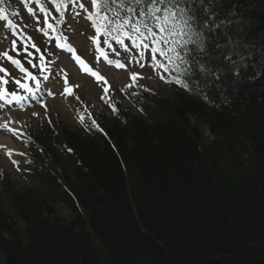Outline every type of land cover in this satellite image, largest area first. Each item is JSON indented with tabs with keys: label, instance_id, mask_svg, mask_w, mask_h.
<instances>
[{
	"label": "trees",
	"instance_id": "trees-1",
	"mask_svg": "<svg viewBox=\"0 0 264 264\" xmlns=\"http://www.w3.org/2000/svg\"><path fill=\"white\" fill-rule=\"evenodd\" d=\"M181 7L185 91L36 133L32 183L0 179V264H264V0Z\"/></svg>",
	"mask_w": 264,
	"mask_h": 264
},
{
	"label": "rangeland",
	"instance_id": "rangeland-1",
	"mask_svg": "<svg viewBox=\"0 0 264 264\" xmlns=\"http://www.w3.org/2000/svg\"><path fill=\"white\" fill-rule=\"evenodd\" d=\"M82 4L88 6V8L90 7L87 1H83ZM31 8L27 5L24 6V4L22 5L21 3L19 15L14 16V18H10V20L12 22L16 21V23L20 26V33L24 36L28 35L33 40V43L38 46L40 44L39 32L43 28H45L46 30V25L48 26L50 22H46V19L44 17L45 14L43 11V13H39L38 11H35L34 8ZM29 9H31L32 11L30 12ZM55 11L56 15H58L60 10L56 8ZM90 12L91 11H84L80 13L76 20L77 23L81 25L77 26V30L75 31L77 44L80 45V50L85 53H87V51L91 49L92 44L89 39V37L91 36V32H89L90 20L86 19V16H89ZM5 26H3L2 24L3 33L8 36H12L10 35V29L8 28V25ZM86 31L88 32V34H85ZM45 33H47L48 35V32ZM45 41L46 40H41V43H45ZM26 42L27 47V45L29 44L28 38ZM5 47L7 50V45ZM140 52L132 48L129 49L123 58V61L126 65L124 68L119 69L118 71L100 66V75L107 80V84H105L103 81H98L97 79L87 74L84 76L74 75L75 66L73 65V63H71L70 65L66 60H64V64L66 67V71L73 75L72 78L75 82L73 83L74 86L79 85V87L76 88L81 89L79 90L81 97L84 98V100H87L89 103L93 104L94 108L100 106L99 97L109 93V95L112 94L115 99L120 100L123 105V109H129L130 103L129 98L127 97V85L133 73H138L139 77L143 78L147 86L151 87L152 89L154 88L155 92H159L161 95L167 96H171L172 93L171 89L165 87V85H160V83L158 82V75L154 74L155 70L153 69V64L148 61V56L145 57L143 55L141 57ZM137 60H139L140 62L137 63ZM38 63H40V61ZM36 68L38 70L37 65ZM55 79V81H52L53 87H59L64 81L63 76H61L60 74H58ZM1 82L2 81L0 77V83ZM104 110L99 107V111ZM12 113L18 116L19 123L25 128V130L26 128L28 129L30 127H34L37 130L41 131L43 128H45L47 132L52 133L53 130H56V128L60 129L61 126L65 125L72 128L76 127L78 131L82 132L73 121L70 104L62 101L61 99L54 100L51 105H49V111L40 108V104H34L33 106H29L27 108L18 107V109L14 110V112ZM43 115H48V117L42 119L44 118ZM2 133L3 131L0 130V134ZM50 136L52 138L51 142L53 144V140L56 139L57 135L53 133ZM13 141L14 144H12V148H18L19 154L11 150L12 154L9 158H7V156L4 155V152L0 150V170H4L2 172L7 173V176L10 177V182L13 183L16 187H26L30 183H32V180H30L29 177L24 173L25 171H23L22 163H20V165L16 167H11V164H9L10 162L12 163L17 162L20 159L23 160V158L25 159L26 154V152H24V150L21 148L20 142H17L15 139H13ZM53 151L56 152V148ZM1 199L3 204L5 205L6 198L1 196Z\"/></svg>",
	"mask_w": 264,
	"mask_h": 264
},
{
	"label": "snow or ice",
	"instance_id": "snow-or-ice-1",
	"mask_svg": "<svg viewBox=\"0 0 264 264\" xmlns=\"http://www.w3.org/2000/svg\"><path fill=\"white\" fill-rule=\"evenodd\" d=\"M72 2L75 3L76 0H72ZM134 2L137 5L144 4L149 10H141L137 14L136 9L132 7H126L125 0H91L93 7L96 9L95 16L97 17L98 21H94L96 32H103V35L111 37L112 40L124 47L126 51L128 50V47L125 45L124 38L131 40L132 45L135 48L141 49V57L144 55L145 51H148L151 55V59L155 62L153 67L164 68L166 72L172 71L171 69L167 68L166 65L167 63L175 64L173 57H175V60L184 61L187 63V61L184 59V53L187 49V45L192 43L190 40L191 25L189 23V19L185 18V9L181 7L183 0H134ZM113 5H115V7H113ZM159 5H164V7H160ZM78 6L80 8L84 7L82 3ZM64 7H66V5H57L58 10ZM120 9H125L126 14L122 16ZM29 11L31 12L32 10L29 9ZM2 12L3 9H0V13ZM109 12L112 13L111 16H109ZM127 13H131L132 15H128ZM61 14L63 15V12H61ZM140 16L145 17L146 19H139L138 17ZM0 19H6V16L0 15ZM88 19H93L92 13H89ZM61 23H63V21H61ZM48 27L52 29L53 25L49 24ZM45 34L47 35V33ZM95 42L97 45H99V38H95ZM58 46H67L69 51H74L70 45ZM13 47H15V41H13ZM32 47L36 48V45L33 44ZM111 47L112 45L109 43V48ZM37 51H40L39 48H37ZM157 54L164 57L166 63L157 61ZM3 55L14 65L20 67L21 72L27 74V79L35 81L36 89L41 87L40 79L29 72L28 69L24 68L20 64V61L13 59V57L9 55L8 52H3ZM101 55L107 58V54L103 52V50L101 51ZM75 58L86 73L96 77L98 81H103L105 84H107V80L103 76H100L98 72L89 67L87 63L81 59V57L76 56ZM43 60L44 57L41 56V61L43 62ZM136 62L139 63L140 61L137 60ZM109 63H112V61H109ZM35 66L36 65H33V67ZM175 66L177 68L179 67V65ZM116 67L124 68L125 65L117 63ZM43 70H47L46 66L43 68ZM138 77V73H133L131 75L133 82L137 81ZM43 79L46 81L49 79V77L45 75ZM161 79H164V77L161 76ZM177 82L181 81L178 80ZM15 83L21 88H24L29 92H33V88L29 86V84L21 83L20 80H16ZM131 86L132 85L130 84L129 87ZM183 86L187 87V85ZM45 87H47V85H45ZM75 87H79V85H76ZM5 92H7L6 89ZM69 94H71L70 91ZM12 95L16 100L23 99V97L17 96L15 93H12ZM0 98L5 97L0 96ZM9 103H11V101H9ZM4 126L6 127L7 125Z\"/></svg>",
	"mask_w": 264,
	"mask_h": 264
},
{
	"label": "bare ground",
	"instance_id": "bare-ground-1",
	"mask_svg": "<svg viewBox=\"0 0 264 264\" xmlns=\"http://www.w3.org/2000/svg\"><path fill=\"white\" fill-rule=\"evenodd\" d=\"M10 119H12V118H7L6 121H5V118L1 119V122H0L1 125H0V126H1V127H4L5 129H8V132H9V133L17 134L18 131H15V130H14V132H13L12 130L9 129V127H13V126H12V121H11ZM12 120L14 121L15 119L13 118ZM4 125H7V126L5 127ZM20 131H23V129L21 128ZM2 140H3V139L0 138V145H1V144H4V143L6 144V142H5V141H2Z\"/></svg>",
	"mask_w": 264,
	"mask_h": 264
}]
</instances>
